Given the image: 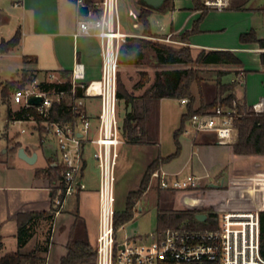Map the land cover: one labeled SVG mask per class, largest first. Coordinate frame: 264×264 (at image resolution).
Returning <instances> with one entry per match:
<instances>
[{
  "label": "crops",
  "instance_id": "1",
  "mask_svg": "<svg viewBox=\"0 0 264 264\" xmlns=\"http://www.w3.org/2000/svg\"><path fill=\"white\" fill-rule=\"evenodd\" d=\"M0 1L5 2L6 6L5 10L0 8V41L10 39L18 29L21 31L19 43L9 51L0 53L4 56L22 59L24 66L17 72L26 69L41 77L47 73L70 71L75 62H80L84 65L87 81L99 78L100 40L92 36L74 35L77 18V7L74 0ZM178 1L179 3L173 2L170 8L164 10L160 7L156 10L151 9L149 16L155 17L160 14L156 17L158 26L157 32L154 33L170 35L171 38L193 27L201 11L193 9L192 5L184 0ZM154 11L159 13H154ZM250 31H253L258 38H264V0H260L257 6H253L248 0H230L229 5L220 11L208 9L199 20L197 31L190 34L187 42L180 41L197 53L200 50L230 51L240 61L238 65L198 63L204 66L210 65L211 75L210 80L201 86L200 84L192 85L193 96L199 98L194 102V107L199 106L198 103L203 99L200 88L206 94L205 100L210 101L214 97L218 83L231 82L236 83V97L243 100L248 107L252 108L254 104L259 106L260 102H264V66L260 60L264 47L257 42L242 43L239 39L241 34ZM31 57H35V60ZM130 65L135 64L122 66ZM144 86L145 84L139 88ZM209 90L211 94L207 96L205 91ZM133 95L139 97L142 93ZM165 99L167 97L155 100L151 110L146 114L144 129L147 141L139 143L141 146L154 149L160 146L155 134L149 132V122L153 116H156V113L158 114L160 107H163ZM121 101L124 102L123 99H118V117ZM139 101L141 100L138 98L137 102ZM86 105L94 121L98 112L97 98L87 99ZM124 105L126 115L131 110V105H126L125 102ZM183 106L185 110L186 105ZM183 112L178 115L179 123ZM6 137L9 148L14 153L12 152L10 158L6 160L0 159V235L2 237L0 256L19 250L24 254H31V257L25 258L21 264H59L61 256L66 253V245L74 233L75 215L82 222L85 236L93 246L92 240L95 243L98 210V170L91 157L92 147L86 145L82 168L77 178V181H80L84 187L71 195L72 198L67 197L63 209L55 216L53 197L59 179L51 182L46 176L35 174L37 169L48 166L58 167L54 141L40 135L37 144L16 139L15 142L20 144L19 147H23L29 155L36 152L35 162L29 164L17 157L19 147L14 150L15 142L12 143L7 134ZM129 143L126 141L121 144L119 150ZM192 146L195 147V153L205 154L211 152L217 144L212 134L201 133L192 136ZM48 149L54 151H50V155H47ZM150 154L147 166L157 156H166L158 149L157 152H150ZM171 162L172 160L162 164L160 169L167 171L165 167ZM177 171L182 172V168L167 172ZM202 177H208V174ZM252 208L264 209V206ZM139 209L141 210L140 207ZM24 212L42 213V215L35 217L29 223L30 236L24 244L19 245L16 236L17 214ZM76 231L78 233L77 229Z\"/></svg>",
  "mask_w": 264,
  "mask_h": 264
},
{
  "label": "built area",
  "instance_id": "2",
  "mask_svg": "<svg viewBox=\"0 0 264 264\" xmlns=\"http://www.w3.org/2000/svg\"><path fill=\"white\" fill-rule=\"evenodd\" d=\"M230 0H204L208 9L222 10ZM77 7L75 36H92L100 40L101 69L98 79L86 80L84 65L75 62L67 77L59 73L32 76L23 86L10 93V103L18 108L32 107L37 116L29 112L12 123H30L33 131L48 137L55 143L60 179L53 197L54 215L57 216L67 199L84 185L77 181L84 160L86 145H90L91 157L98 170L97 223L95 237V264H264L260 253V218L258 209H226L212 216L214 228H166L141 236L127 235L117 239L115 217V167L119 148L124 143L118 117L117 73L121 46L129 37H146L122 28L120 0H74ZM82 5L88 7L86 15L79 14ZM132 27L140 26L138 11L128 8ZM160 39V38H157ZM161 40L170 41V35ZM69 82V88H46L44 83ZM81 90V94H78ZM39 96L38 104H30V96ZM97 98L98 112L93 118L86 101ZM188 98H180L187 105ZM63 103L72 118H51L53 106ZM252 109L264 111V102ZM236 101L223 105L221 101L210 110L193 113L187 120L193 135L210 133L215 142L229 145L237 139L234 118ZM27 128H21L25 132ZM187 132V129H185ZM40 132V133H39ZM181 171L163 169L151 173L160 188H196L202 176L189 174L179 178ZM207 176V175H206Z\"/></svg>",
  "mask_w": 264,
  "mask_h": 264
},
{
  "label": "rangeland",
  "instance_id": "3",
  "mask_svg": "<svg viewBox=\"0 0 264 264\" xmlns=\"http://www.w3.org/2000/svg\"><path fill=\"white\" fill-rule=\"evenodd\" d=\"M204 1V0H203ZM253 6H257L260 0H248ZM179 3L178 0H166L160 9L170 8L172 3ZM193 7L191 0H184ZM141 7H149L142 0H120V20L122 28L125 31L143 33L142 25L135 29L132 27V21L127 15L128 8L137 10ZM0 8L5 10V2L0 1ZM156 10L158 7H151ZM194 9V8H193ZM154 13H159L154 11ZM160 15V14H158ZM149 16L151 31L150 36H146L150 41H159L174 48L184 46L180 42L179 35H173L170 41L161 40L165 36L157 32L156 17ZM160 38V39H157ZM192 58H195L197 52L191 47ZM24 65L21 58H12L0 54V84L5 80L20 77V71L17 72ZM192 67L198 70L200 77V86L204 82L210 80L211 72L210 65L204 66L196 62L189 64H172L162 65L159 64L153 52L146 49L144 57L139 64L130 66H118V86H123L122 90H126L132 94H141L144 89L153 81L155 72L163 68H183ZM203 69H205L203 71ZM30 78L37 76L36 73L30 71L28 73ZM143 79H147L144 87L139 88L137 83H141ZM195 84V83H194ZM135 87V89H134ZM207 96H210L211 91H205ZM202 98L205 100L204 91L200 88ZM226 94L218 93L215 98V104ZM10 99V97H9ZM199 98L194 97V102ZM140 102V101H139ZM193 102V105H194ZM10 103V100H9ZM11 104V103H10ZM200 104V103H198ZM13 109H16L14 104H11ZM125 105L121 101L119 105V121L123 122L125 117ZM185 112L184 106L180 105L179 99L167 98L163 102V107H160L158 114L153 116L149 122V132L155 134L156 140L160 146L156 149L149 148L148 146H141L139 143L130 142L119 150L117 165L115 167V208L123 210L126 205L127 194L130 191L136 190L140 183L141 177L147 166L148 156L150 152H157L160 150L161 154L169 155L175 151V144L173 140V133L178 127L179 113ZM183 112V113H184ZM27 128L25 132H21V128ZM185 129L179 136L180 151L179 154L172 160V162L165 167L167 171L182 168V172L178 175L179 178H184L189 174L204 176L206 173L208 177L200 180L196 188H175L167 189L157 186L151 175L148 179V185L145 192L134 206L133 218L126 222L123 227L117 230V239L123 240L127 235L145 236L146 234L154 231L157 227V216L162 214L166 218L167 224L170 219L173 222L169 224L171 227L179 225V227H188L198 229L200 225L192 220V210H194L204 198H216L223 204L226 209H249L255 206H264V156H231L230 146L217 144L211 152L195 153V147L192 146L193 132L188 126L186 121ZM40 133V132H39ZM11 138V142L15 140H23L27 143L37 144L39 142V135L33 131L30 123H11L6 121V104L3 103L0 97V159L6 160L10 158V154L14 151L10 150L7 143V137ZM124 143L126 139L123 137ZM237 140V139H236ZM47 155H50L48 149ZM17 155V153H16ZM15 157V155L13 154ZM18 157V155H17ZM186 164L184 165V163ZM29 167V166H28ZM72 198V196H70ZM141 208V210L139 209ZM63 209V208H62ZM221 211V210H219ZM218 211H213L215 214ZM196 214H193L195 217ZM196 218V217H195ZM206 222H214L212 216L205 219ZM204 220V221H205ZM215 224V222H214ZM93 246L95 245L92 240Z\"/></svg>",
  "mask_w": 264,
  "mask_h": 264
},
{
  "label": "trees",
  "instance_id": "4",
  "mask_svg": "<svg viewBox=\"0 0 264 264\" xmlns=\"http://www.w3.org/2000/svg\"><path fill=\"white\" fill-rule=\"evenodd\" d=\"M87 4L92 0H84ZM193 8L200 10L201 14L197 21L194 22L193 27L189 31H185L180 36V41L187 42L188 37L193 32L197 31V25L202 16L207 12L208 8L204 5L203 0H191ZM151 13L150 7H141L138 9V20L143 28L142 35L150 36L151 27L148 20V16ZM21 38V31L16 30L15 34L8 40L2 39L0 41V53H5L15 47ZM242 43L257 42L261 47H264V38H258L253 31L249 33H243L239 37ZM146 49H150L156 61L162 65L172 64H189L192 62L203 64H240L239 59L233 55L230 51L224 50H200L195 58H192L190 46L184 45L179 48H174L165 43L159 41H150L146 37H129L126 42L121 46L118 56L119 65L127 64H139L141 63ZM35 60V57H31ZM260 60L262 66H264V52L260 54ZM28 70H20V77L14 78V76L5 80L0 84V97L6 104V118L7 121L14 119H21L24 113L29 112L40 120L41 117L37 116L32 107L13 109L9 103L10 93L21 86H23L30 76ZM62 77H67L69 71H59ZM137 83V86H142L144 81ZM200 77L198 70L192 67L183 68H163L155 72V76L151 84L143 91L139 97L134 96L132 93L122 90L123 86H118L117 76V96L118 99H123L125 104L131 105V110L126 113L123 122L121 123V129L123 137L127 142L143 143L147 141L145 135V121L146 114L151 110L153 102L160 98H188L189 101L186 105L185 112L181 115L180 123L177 129L173 133V140L175 144V151L166 156H157L146 167L144 174L140 180L138 188L130 191L127 194L126 205L123 210L115 208L114 226L118 228L120 225L130 221L134 216V206L137 200L140 199L145 192L148 179L152 172L160 169L161 165L173 160L180 151L179 136L185 131L186 121L193 113L204 112L215 107V98L218 93L226 94L221 99V104L232 105V101H236L237 115L234 118V126L237 129V140L230 146V153L232 156H264V111L255 112L251 107H248L243 100H239L235 95V82L231 83H218L217 88L214 91V97L212 100L207 101L201 99L199 106L194 107V96L192 94V85L195 83L200 84ZM46 88H69V82L64 83H44ZM78 94H81V90H78ZM138 98L141 100L137 102ZM51 118H60L63 120H69L73 116L68 111L63 103L56 104L52 107L50 112ZM20 146L19 143H14V150ZM36 175H44L51 182L60 179V169L58 167L48 166L47 168L37 169ZM255 209V208H249ZM226 210V208L216 198H204L201 203L192 210L190 218L200 225L198 229L214 228V222H206L197 220L193 214L206 213L208 216H215L213 211ZM260 218V253L264 256V209H258ZM42 213H18L17 214V241L19 245H22L29 238V223ZM173 219L169 220L167 224L164 215L159 214L157 216L158 230H164L166 228H178L179 225L170 226ZM185 228H188L187 226ZM76 229L78 233H76ZM73 236L69 239L66 245V253L61 256L59 264H95V249L88 242L83 224L78 220L75 215L73 222ZM2 237L0 235V248L2 246ZM31 257V254H24L19 250L6 253L0 256V264H21L25 259Z\"/></svg>",
  "mask_w": 264,
  "mask_h": 264
},
{
  "label": "water",
  "instance_id": "5",
  "mask_svg": "<svg viewBox=\"0 0 264 264\" xmlns=\"http://www.w3.org/2000/svg\"><path fill=\"white\" fill-rule=\"evenodd\" d=\"M147 6L151 7H161V5L166 1V0H142ZM88 12V7L86 5H82L79 8V14L81 15H86ZM41 101V97L39 96H30L28 99V102L30 104H38ZM17 155L19 158L23 159L25 162L29 164H33L36 160L37 154L36 152L31 153L30 155L26 153L23 147H19L17 149ZM196 219L199 221H204L207 218L206 213H196L195 215Z\"/></svg>",
  "mask_w": 264,
  "mask_h": 264
}]
</instances>
